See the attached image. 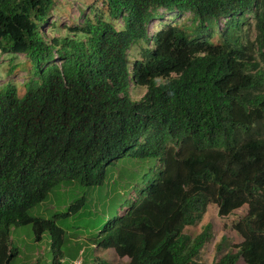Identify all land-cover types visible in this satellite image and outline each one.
<instances>
[{"label": "trees", "instance_id": "16d2710c", "mask_svg": "<svg viewBox=\"0 0 264 264\" xmlns=\"http://www.w3.org/2000/svg\"><path fill=\"white\" fill-rule=\"evenodd\" d=\"M102 2L71 29L75 38L49 42L43 27L56 0H0V49L37 58L40 74L22 97L15 85L0 87V264H14L12 231L28 225L38 243L51 235L60 264L66 231L57 219L79 213L86 197L54 219L30 210L60 186H104L109 166L127 156L157 159L161 170L92 238L96 248L129 264H198L212 226L195 237L185 229L211 204L221 217L247 207L234 225L243 241L235 252L223 239L213 264H264V65L243 36L253 19L264 62V0ZM185 14L198 23L192 36L175 22ZM140 42L153 48L131 69L129 52ZM132 83L147 89L140 101Z\"/></svg>", "mask_w": 264, "mask_h": 264}, {"label": "rangeland", "instance_id": "374dc122", "mask_svg": "<svg viewBox=\"0 0 264 264\" xmlns=\"http://www.w3.org/2000/svg\"><path fill=\"white\" fill-rule=\"evenodd\" d=\"M102 1L56 0L51 16L43 27L47 41L67 36L75 38L71 29L82 25L87 17L95 15L98 8L103 6ZM170 15V13L165 14L152 24L151 36L160 30L163 24L169 22ZM105 20L110 21L107 14ZM175 22L181 30L191 36L198 27V23L193 22L190 14L178 17ZM117 26L120 28L122 22H118ZM224 28L225 22L220 21L215 29L216 32L213 30L210 37L213 43L222 42L221 33ZM243 36L245 45L251 49L253 61L263 66V58L256 45L258 32L253 19L248 20ZM148 48H153V45L140 42L131 49L129 52L131 69L135 61L146 58ZM37 65V58L4 53L0 49V87H6L8 84L15 85L19 96H24L26 84L30 80L38 81L40 78ZM52 65L46 61L42 66L48 68ZM159 82H163V79ZM146 92L145 87L132 83L130 93L135 101H140ZM160 170V161L157 159L124 157L109 166L104 186L91 188L78 186V189L71 186L57 187L49 194L45 202L30 210V215L36 218L54 219L58 214L67 213L72 203L85 196L87 203L79 213L57 219V225L66 231V243L60 264H78V262L81 264H129V258L118 257L114 249L96 248L92 238L99 233L108 220L123 214L135 201L139 200L143 189L157 177ZM247 210L248 208L245 207L229 217H221L218 207L211 204L200 224L185 229L186 234L195 237L207 225L212 226V239L202 250L198 264H213L218 261L222 254L217 248L223 239H226L228 250L237 251L235 246L241 243L243 238L234 229V225L246 215ZM11 241L20 252L14 264H58L49 233H46L42 242L38 243L31 225L17 227L12 231ZM238 264L246 263L240 260Z\"/></svg>", "mask_w": 264, "mask_h": 264}, {"label": "built area", "instance_id": "2783aa9c", "mask_svg": "<svg viewBox=\"0 0 264 264\" xmlns=\"http://www.w3.org/2000/svg\"><path fill=\"white\" fill-rule=\"evenodd\" d=\"M78 264H81V262H78Z\"/></svg>", "mask_w": 264, "mask_h": 264}]
</instances>
